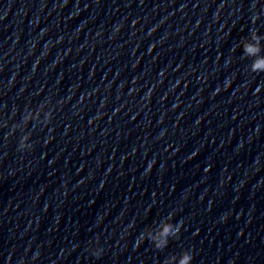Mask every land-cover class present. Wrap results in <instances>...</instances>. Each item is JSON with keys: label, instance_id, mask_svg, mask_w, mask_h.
<instances>
[{"label": "clouds", "instance_id": "9594fccd", "mask_svg": "<svg viewBox=\"0 0 264 264\" xmlns=\"http://www.w3.org/2000/svg\"><path fill=\"white\" fill-rule=\"evenodd\" d=\"M256 20L259 19V14L256 16ZM255 22V21H253ZM252 40L257 41V43H245L244 44V52L248 56H256L258 57L255 59L251 65V71L253 73H264V57H259L258 54L260 52V48L258 47V41H259V36L257 34L252 35ZM24 144L22 143L19 146L18 150H23L24 149ZM29 150H32L33 145L29 144L28 146ZM260 161L257 160L256 164L259 165ZM171 218H172V214ZM182 222L178 223H172V222H167L163 225L162 229L158 234L153 235L152 233H149L146 237L143 239L138 238L136 241V245L139 246L140 243L144 242L145 239L151 240L153 243L154 247L156 249H162L167 247L169 243V237H175L179 238L181 228H182ZM88 251L90 254L96 258H99L103 254V248H89ZM194 259L193 253L191 250H185L181 254V256L178 259V264H192V261Z\"/></svg>", "mask_w": 264, "mask_h": 264}]
</instances>
